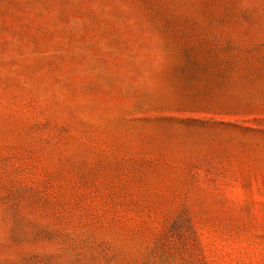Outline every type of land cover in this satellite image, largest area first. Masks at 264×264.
Returning a JSON list of instances; mask_svg holds the SVG:
<instances>
[{
  "label": "rangeland",
  "instance_id": "rangeland-1",
  "mask_svg": "<svg viewBox=\"0 0 264 264\" xmlns=\"http://www.w3.org/2000/svg\"><path fill=\"white\" fill-rule=\"evenodd\" d=\"M0 264H264V0H0Z\"/></svg>",
  "mask_w": 264,
  "mask_h": 264
}]
</instances>
